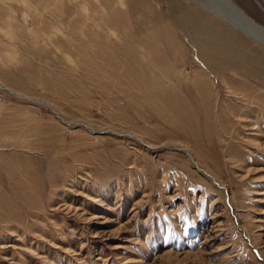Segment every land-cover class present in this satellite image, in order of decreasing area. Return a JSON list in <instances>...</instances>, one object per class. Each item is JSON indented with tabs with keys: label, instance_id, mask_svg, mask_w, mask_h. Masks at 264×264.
Masks as SVG:
<instances>
[{
	"label": "rangeland",
	"instance_id": "374dc122",
	"mask_svg": "<svg viewBox=\"0 0 264 264\" xmlns=\"http://www.w3.org/2000/svg\"><path fill=\"white\" fill-rule=\"evenodd\" d=\"M0 264H264V44L205 0H0Z\"/></svg>",
	"mask_w": 264,
	"mask_h": 264
},
{
	"label": "bare ground",
	"instance_id": "6f19581e",
	"mask_svg": "<svg viewBox=\"0 0 264 264\" xmlns=\"http://www.w3.org/2000/svg\"><path fill=\"white\" fill-rule=\"evenodd\" d=\"M216 8L224 18L252 34L264 44V27L258 25L244 10L239 8L232 0H205Z\"/></svg>",
	"mask_w": 264,
	"mask_h": 264
}]
</instances>
